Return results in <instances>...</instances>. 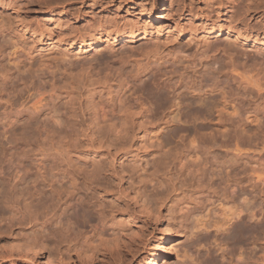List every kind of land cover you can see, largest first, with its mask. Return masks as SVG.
Listing matches in <instances>:
<instances>
[{"label":"rangeland","instance_id":"374dc122","mask_svg":"<svg viewBox=\"0 0 264 264\" xmlns=\"http://www.w3.org/2000/svg\"><path fill=\"white\" fill-rule=\"evenodd\" d=\"M47 8L61 25L52 30L54 41L62 35L68 43L82 26L101 22L144 24L150 36L84 55L65 44L49 47V40L39 45L28 35L11 42L20 33L18 21L34 26L50 17ZM217 24L246 28L251 37L242 43L201 34ZM254 39L264 41V0H163L155 9L150 0H0V196L14 186L38 216L47 214L55 232L33 264H138L160 225L174 223L179 231L156 264L194 258L251 264L247 258L264 257V183L256 179L257 169L264 175V87L238 85L226 59L231 54L264 76V46ZM146 50L148 58L139 53ZM99 105L105 121L93 116ZM149 132L155 138L148 142ZM71 178L75 193L104 200L74 202L57 191ZM89 181L106 183L112 194L86 191ZM21 208L0 228L23 219ZM230 211L238 215L223 229L197 227V220ZM67 218L81 229L58 230ZM118 221L125 237L117 255L108 246L83 255L80 243L92 238L93 228L109 240ZM237 244L244 253L230 259ZM0 264L24 261L0 253Z\"/></svg>","mask_w":264,"mask_h":264},{"label":"bare ground","instance_id":"6f19581e","mask_svg":"<svg viewBox=\"0 0 264 264\" xmlns=\"http://www.w3.org/2000/svg\"><path fill=\"white\" fill-rule=\"evenodd\" d=\"M162 1L163 0H150L151 9H155L156 4ZM148 3L149 2H146V4ZM47 10L50 12L49 14L50 17L46 18L43 21H36V25L34 26L24 25L23 22L18 21V27L20 29V33H16L15 34L16 36H11L10 37L11 42L14 43L13 40H15V38L19 37L20 35H28L30 38H35L34 39L35 43H38L39 45L44 44L45 42L44 40H49L48 42L50 44L49 47L50 46L55 47L65 44L67 46L70 47L73 46L75 48L74 49L75 55L77 54L84 55L91 48H94L95 51H99L100 47L104 44L108 48H111L115 43L118 42L125 41L127 43H133L138 39L145 40L147 37L150 36L148 33L149 27H147L144 24L142 27L133 26V25H128V26L124 25L120 27L119 25L111 22H107L105 24L99 22L100 24H98L97 26L90 24L82 26L81 33H79L78 35H74L68 43L64 42L62 35L60 36L58 35L59 36L58 40L54 41L55 33H53L52 30L55 29L56 31H59L61 25L55 19V17H53L54 15L51 13V9L47 8ZM69 29L72 31H74V29L78 30L74 26H71ZM241 31L242 30H238L237 27L229 29V28H225L224 25L222 24H217V25H213L212 28H210L209 30L206 29L202 30L201 34L214 39L224 34L225 36H229V39L231 41L238 40L242 43H247L249 41V38L251 37V33H250L251 30H246L245 28L244 30L245 32H241ZM158 35H160V32H158ZM252 44L257 45L259 47H263L264 41L254 39L252 41ZM217 50L218 48L213 49L214 52H216ZM146 51L143 53L141 51L139 53H141L146 58H148V56L152 53V51L150 50H146ZM226 59L230 63V72L233 73L236 76L234 77L237 78L236 80H238L237 81L238 85H240L241 87H247V86L255 87L258 91L261 90V87H264V76L262 74L261 69H256L255 66L253 67V69H251L250 66H247V63L241 62L237 58H233L231 54H228ZM106 81L104 80L102 84L106 85L107 84ZM93 116L98 120L105 121V119L107 118V112L105 110V107L101 105L96 107V109L93 110ZM122 120L126 121V118L124 117V119ZM49 133L50 132L48 130L47 131L45 130L44 134L47 136V134ZM154 135L155 132H149L146 135V140L148 142L152 141V139L154 140L155 138V137L153 138ZM189 143L190 145L193 144L192 142ZM179 166H181V162ZM251 169L252 172L254 171L256 172V168L254 169L252 167ZM257 172L259 173L258 169ZM19 173H20V169H16L12 179H16ZM258 173L256 175V179L264 183L263 173H262L263 177L261 175H258ZM58 184L59 185H57L58 186L57 191H62L67 195L72 194L70 200H73L74 202H81V203L85 202V204H89L92 199H96L97 202L104 200V199L99 200L98 198H96L94 196V193L91 194V198L87 197L86 194L82 197L81 193L78 192L75 193L78 190L77 189L78 184L76 180L73 178L68 179L65 183L64 182L62 183L60 181ZM81 184H87V182H82ZM105 184L106 183H101L98 181H89L88 185L87 186L85 185V190L86 191L92 190L93 192L99 190L102 191L103 196L107 197L112 193L108 189V187H106ZM9 187H12L10 190V195L8 197L6 195H4L3 197L0 196V200L5 201V203L4 202L3 203L4 205H6V210L3 213L4 214L3 218L0 221L3 222L4 220L7 221L8 219V221L10 222L13 218H15L14 216L17 213L22 212L21 207H23L26 214L25 217L23 219L18 220L17 223L0 228V235L1 236L4 235L3 237H0V253L5 254L7 255V257L10 258L23 260L24 264H33L34 259L32 258L40 257L42 255V251L46 249V247L48 246L47 243L49 242L48 241V239L50 238L49 235H53L55 232L53 234L52 233L50 234V225L52 223L51 224L49 223L47 214L38 216L39 215L38 212H36L34 207H31L30 200H28V198L22 195V193L15 190L14 186H9ZM18 196L23 198L21 202L19 200H12V198L18 199L17 198ZM93 207L95 208V205H93ZM142 207L147 215L152 216V213L149 212V210L145 206ZM237 215L238 214H236L235 212L230 211L226 215L224 213H221L219 214L218 218H216L215 216V218L214 217L211 219L209 218V220L207 221H203V220L199 221L196 219L197 227L198 228L202 227L204 229L213 227L216 228L217 230H220L223 229L224 226L226 227V225ZM249 218H254V217L250 216ZM96 219L97 221L102 222L103 217L100 213H98ZM58 224L60 226V228L58 227V230L63 229V231L81 229L80 226L82 227V224L79 223V221L71 220L70 218H67L65 221H58ZM114 225H115L114 227L116 228L111 231L109 240L108 238H105L106 236L104 237V235H102L101 233H94L95 229L93 228V235L92 238H90L91 241H89L90 240L89 238H86L84 241L80 243L79 249L82 250L83 255L84 254L87 255L88 253L86 254V252H92L96 250L98 247H104V246L105 247L108 246L109 247L108 250H110L111 253L114 252L117 255L118 253L117 248L120 245L119 241H121L122 237H125V232L123 230L124 223L122 224L121 221H118ZM159 228H160L159 237L156 239L153 246L146 247V250L144 251V255L141 257L138 264H156V262L160 258L162 257L165 258L167 256L169 251L168 245H170L174 237L177 235L179 231L177 229L178 226L177 224L174 223V225L171 228H168L167 226H165V224H161ZM14 229L16 231V234L12 233ZM205 239L206 236L199 238L196 242V246L201 247L203 245V241H206ZM224 243L226 244L227 241ZM235 246L236 248L233 250V254L231 255L230 259L234 257L241 258V256L244 253V248L242 244L239 245L237 244ZM223 257L224 254L221 256V258ZM247 259L249 261H252L251 264H264V257L256 259L254 261L251 260L252 258L250 257ZM203 262L204 259L202 261L200 258L199 259L194 258L191 260V264H203ZM244 264H248V263H244Z\"/></svg>","mask_w":264,"mask_h":264}]
</instances>
